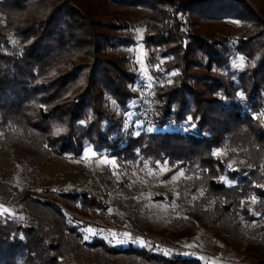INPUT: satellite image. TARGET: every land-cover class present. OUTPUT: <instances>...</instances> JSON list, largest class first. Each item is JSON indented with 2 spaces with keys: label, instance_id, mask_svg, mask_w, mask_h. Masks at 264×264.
<instances>
[{
  "label": "trees",
  "instance_id": "trees-1",
  "mask_svg": "<svg viewBox=\"0 0 264 264\" xmlns=\"http://www.w3.org/2000/svg\"><path fill=\"white\" fill-rule=\"evenodd\" d=\"M110 4L145 11L143 42L150 60H160L152 69L154 128L137 133L125 128V112L138 97V75L118 53L135 39ZM229 20L243 24L238 35ZM238 55L245 64L232 69ZM88 145L124 164L168 162L166 178L183 169L181 214L156 229L134 198H117L131 220L144 221V244L88 239V228L111 231L108 217L120 219L108 212L106 195L34 192L0 177V207L21 205L33 219L0 212V264H207L175 249L202 232L242 262L264 264L261 7L254 0H0V147L11 154L0 155V171L52 155L79 158ZM167 199L174 200L170 191L153 196Z\"/></svg>",
  "mask_w": 264,
  "mask_h": 264
},
{
  "label": "rangeland",
  "instance_id": "rangeland-1",
  "mask_svg": "<svg viewBox=\"0 0 264 264\" xmlns=\"http://www.w3.org/2000/svg\"><path fill=\"white\" fill-rule=\"evenodd\" d=\"M254 2L264 12V0H254ZM109 9L112 17L122 18L129 23V28L123 33L135 39V44L118 50L119 54L129 57L131 69L138 75L137 82L133 86L138 97L130 103L128 111L125 112V128L135 129L136 133L145 126L154 128L148 105L155 82L152 69L158 68L160 60L154 62L150 60L149 52L143 42L145 28L141 21L145 11L141 8L114 4H110ZM229 22L234 26L233 34L238 35L239 28L243 24L237 20H229ZM217 32L221 33L222 29L219 27ZM244 64V57L238 55L232 60V69H241ZM109 103L117 114H121V108L113 99L110 98ZM173 126L176 127L175 124ZM0 155L10 156L11 154L8 149L0 147ZM172 168L173 166L168 162H153L150 159L124 164L108 153H100L92 145H88L79 158L52 155L36 164L35 167L27 162H15L7 165L6 170L0 171V177L19 188L30 187L34 192H42L44 189L58 192L91 190L98 193L100 197L106 195L107 202L110 204L108 212L112 216L117 215L120 219L108 217L111 231H97L90 227L86 231V237L90 239L96 235L118 245L134 242L141 246L146 236L141 229V226L145 224L144 221L131 220L130 209L120 208L114 200L134 198L139 203L141 216L147 218L154 228L161 229L172 217L181 214V207L175 199L180 195V184L188 178L183 169L166 178ZM167 191L174 195L173 201L153 200L154 195L165 194ZM59 202L63 203V199ZM5 205L0 207V212L9 211L12 216L25 222L33 221L23 211L21 205L15 203ZM175 249L184 251L186 254H197L207 264H254L242 262L241 255L233 248L213 240L204 232L195 239L186 240L182 246Z\"/></svg>",
  "mask_w": 264,
  "mask_h": 264
},
{
  "label": "built area",
  "instance_id": "built-area-1",
  "mask_svg": "<svg viewBox=\"0 0 264 264\" xmlns=\"http://www.w3.org/2000/svg\"><path fill=\"white\" fill-rule=\"evenodd\" d=\"M152 98H153V94L151 93L150 99H149V105H148V112L150 113L151 110L153 109V103H152Z\"/></svg>",
  "mask_w": 264,
  "mask_h": 264
},
{
  "label": "snow or ice",
  "instance_id": "snow-or-ice-1",
  "mask_svg": "<svg viewBox=\"0 0 264 264\" xmlns=\"http://www.w3.org/2000/svg\"><path fill=\"white\" fill-rule=\"evenodd\" d=\"M6 211V210H5Z\"/></svg>",
  "mask_w": 264,
  "mask_h": 264
}]
</instances>
